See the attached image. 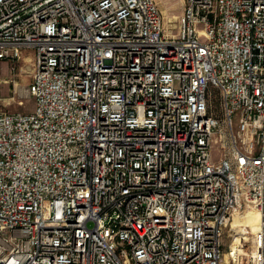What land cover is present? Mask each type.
<instances>
[{
  "label": "built area",
  "instance_id": "2783aa9c",
  "mask_svg": "<svg viewBox=\"0 0 264 264\" xmlns=\"http://www.w3.org/2000/svg\"><path fill=\"white\" fill-rule=\"evenodd\" d=\"M174 17L0 0V65L32 51L35 100L0 106V264H222L249 209L260 229L231 262L264 264V0Z\"/></svg>",
  "mask_w": 264,
  "mask_h": 264
},
{
  "label": "rangeland",
  "instance_id": "374dc122",
  "mask_svg": "<svg viewBox=\"0 0 264 264\" xmlns=\"http://www.w3.org/2000/svg\"><path fill=\"white\" fill-rule=\"evenodd\" d=\"M156 1L164 13L166 24L170 25L169 20H173L172 25H176L177 19L174 15L183 11V0ZM29 55L34 57L32 51L29 52ZM32 71L33 62L29 56L23 57L16 63L3 62L0 65V106L4 111L26 113L34 111L35 100L29 93ZM213 158L215 161L220 158V150L216 144L213 146ZM232 225L236 233L232 227H229L225 233L222 264H232L228 253L233 241L242 240L244 242L246 239L249 247L253 245L256 230L251 223L235 220Z\"/></svg>",
  "mask_w": 264,
  "mask_h": 264
},
{
  "label": "bare ground",
  "instance_id": "6f19581e",
  "mask_svg": "<svg viewBox=\"0 0 264 264\" xmlns=\"http://www.w3.org/2000/svg\"><path fill=\"white\" fill-rule=\"evenodd\" d=\"M166 14H167V11H166ZM235 220L236 221L240 220V221H243L246 223H251L252 226L254 227V229L256 230V232H258V230L260 229V226H261V222H260L261 221V213L256 209H249L245 213H240V214L236 215L233 222ZM233 222H232V224H233ZM232 224H231V226L233 227ZM248 225H250V224H248ZM240 241L242 242V240H237V241L232 242L231 247L233 250H237V244H239ZM245 242H247L246 239H245ZM228 254H229V259H231V254L230 253H228Z\"/></svg>",
  "mask_w": 264,
  "mask_h": 264
},
{
  "label": "crops",
  "instance_id": "0c3cea01",
  "mask_svg": "<svg viewBox=\"0 0 264 264\" xmlns=\"http://www.w3.org/2000/svg\"><path fill=\"white\" fill-rule=\"evenodd\" d=\"M158 3V2H157ZM183 13V11L182 12H179L178 14H176V15H174V16H180L181 14ZM28 57L29 56V58L31 57V59H32V55H29V53H25L24 54V57Z\"/></svg>",
  "mask_w": 264,
  "mask_h": 264
}]
</instances>
